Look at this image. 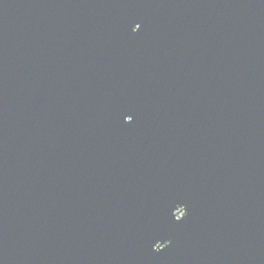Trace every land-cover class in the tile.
<instances>
[{
    "label": "water",
    "instance_id": "1",
    "mask_svg": "<svg viewBox=\"0 0 264 264\" xmlns=\"http://www.w3.org/2000/svg\"><path fill=\"white\" fill-rule=\"evenodd\" d=\"M0 264H264V0H0Z\"/></svg>",
    "mask_w": 264,
    "mask_h": 264
},
{
    "label": "snow or ice",
    "instance_id": "2",
    "mask_svg": "<svg viewBox=\"0 0 264 264\" xmlns=\"http://www.w3.org/2000/svg\"><path fill=\"white\" fill-rule=\"evenodd\" d=\"M136 26H137V27H140V25H139V24H137ZM130 119L132 120V117H131V116H130Z\"/></svg>",
    "mask_w": 264,
    "mask_h": 264
}]
</instances>
